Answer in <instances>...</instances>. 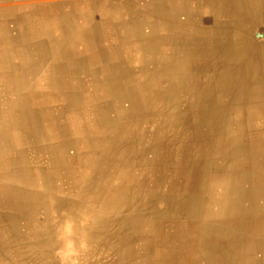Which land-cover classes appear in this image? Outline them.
Listing matches in <instances>:
<instances>
[{
	"label": "crops",
	"instance_id": "1",
	"mask_svg": "<svg viewBox=\"0 0 264 264\" xmlns=\"http://www.w3.org/2000/svg\"><path fill=\"white\" fill-rule=\"evenodd\" d=\"M263 89L264 0H0V264H74L73 245L99 254L78 264H134L138 242L151 226L165 225L151 214L146 220L154 223L139 227L131 220H144L136 204L114 209L91 203L92 189L106 201L107 188L131 180L134 157L146 167L159 160L175 165L165 159L171 152L165 133L154 139L156 128L174 120L181 131L214 130V123L220 133L231 104V118L248 126L239 131L235 125L236 135L248 129L247 142L264 148ZM218 103L227 108L212 117L199 113ZM250 105L258 106L257 114ZM185 138L181 143L190 148ZM70 147L76 149L72 165ZM241 159L233 163L243 167L235 173H252L256 181L253 204L245 193L237 205L253 206L257 215L264 212V162ZM176 165L185 184H170L157 195L168 189L182 198L184 192L204 197L206 180L188 173L180 160ZM106 166L116 169L109 179ZM60 170L84 184L62 191L56 185ZM104 179L108 183L97 186ZM144 179L147 185L124 192L136 198L140 190L155 192L148 187L153 178ZM199 182L201 191L193 186ZM240 183L251 188L245 176ZM155 204V210L163 208L158 199ZM42 211L48 220L38 219ZM178 212L195 219L201 238L217 237V248L257 241L256 254H244L239 264H264V234L253 236L242 216L236 226L231 216L208 212L193 219L181 207ZM195 255L193 264H213V251ZM216 263L233 264L231 254Z\"/></svg>",
	"mask_w": 264,
	"mask_h": 264
},
{
	"label": "bare ground",
	"instance_id": "2",
	"mask_svg": "<svg viewBox=\"0 0 264 264\" xmlns=\"http://www.w3.org/2000/svg\"><path fill=\"white\" fill-rule=\"evenodd\" d=\"M244 87H245L244 85H237L235 86V89L243 90L242 88ZM233 89H234V85L231 84L229 90H233ZM233 101H235V98L230 102V104ZM241 101H244V100H241ZM222 104L224 103L222 102ZM224 108H227V107L224 105H220V103H218V105H215V107L214 106L205 107L204 112L203 113L201 112V114H206L208 116L210 113V116L212 117V115L220 113ZM233 108L234 106L232 104L229 105L227 108L228 115L225 118V123H224L225 128L224 130L221 131L220 135L217 134L216 125L214 123L212 124L211 118L209 117L208 119H206V120H209V125L210 124L214 125L213 126L214 130L209 129V131L207 132L204 131L202 132V136L198 137V139L201 140L200 142L207 144L208 151L206 153L205 152L203 154L200 153L198 151L197 145L192 146L191 148L187 146L185 149L184 145L181 142H178L180 144L175 146L172 149L173 154L176 153V159L178 157L180 162L182 163V166H184L183 168L186 167L187 172L192 173V175L195 177H197L199 174L200 177H202L204 181L206 180V183L204 182V186H205L204 197L198 196L197 198H194L191 193L190 195H188L187 192H184L183 198H182V195L179 198H175L171 196L169 200V204H170L169 208L176 212V210L179 207H181V209H183V213L185 214L191 213L193 215L192 216L193 219L194 217H197V216L199 217H202V215L206 216L205 214H207L208 212L213 213L211 215H216L215 218L220 217V215L231 216L232 218L230 220H232L233 225H236V226H238L239 222L241 221V219H239L240 218L239 216H242V218L245 220V223L244 222L243 223L245 224L246 228L250 229L249 230L250 233L253 236L255 235L261 236V233L264 234V229L261 228V225L264 223V212H259L257 215H254L255 210H253L254 209L253 206L252 207L250 206L248 209L247 208L243 209L237 205L240 198H242L245 193H248V197L250 198L248 201L250 202V205L253 204V198L252 196L250 197L249 194H250V190H253L252 188H253V184H255L256 178H254L252 173L247 174L248 172H245V171H240V172L235 173V171H238V168H243V167H238L237 165H234L233 163L236 161L238 162L239 160H242L241 158L249 159L252 162H255L256 160L257 161L261 160L262 162H264V148H263V144L247 142L248 134H249L248 129H246V132H244L241 136L238 137L236 135L235 125L239 126L238 127L239 131L241 128L242 129H245L246 127L248 128V126L240 125L238 124L239 121L231 118V115L236 111ZM219 109L221 110L219 111ZM247 111L248 110L246 109L244 113H247ZM211 113L213 114L211 115ZM245 120L247 119L245 118ZM245 123H247V121ZM242 126H245V128H243ZM217 136H220V138H216ZM182 140L183 139H181L180 141ZM190 141L191 140H187V143L190 144L191 143ZM246 144H250V145H246ZM244 145L246 146L244 147ZM194 148L196 152L195 154L193 153ZM185 150L187 153L185 152ZM183 152H184V155H183ZM195 156L197 157V159L195 158ZM238 157L240 158L238 159ZM169 161L173 162V160H169ZM177 169H178V166L175 170L173 169L171 170L172 173L177 174ZM239 175L241 176V178L245 176L247 179H249L251 183L250 189H246L243 187V185L240 183L241 178L239 177ZM232 188H233V197L232 196L229 197L228 194H230V190ZM183 189H184V186H180V190H183ZM217 193L219 194L217 195ZM246 215L247 216L249 215V216L247 218H244L246 217ZM150 223H154V222H150L148 220L146 221V225L148 224L149 226ZM188 227H193L194 231L188 232ZM151 228H152L151 232L145 234L143 239L140 240V242H138L137 258L135 261H133L134 264H169L172 259L174 260L175 255H177V258L175 259L177 260L178 264H193L195 262L196 251L201 252V250H203L204 252L213 251V258H214L213 264H217L216 261L221 259L222 256L228 254V252L231 254V259H232L233 264H239L238 258L244 257L243 256L244 254L247 257L254 255L256 254V251H258L256 249V246H257L256 244H258L257 241H246L244 246L239 245L238 248L236 247L232 248L231 245L230 246L222 245L219 248H217L216 242H214V239L217 237L215 238H207L205 236H203L202 238L200 237V233H199L200 231H198L199 227H197V223L195 222V219L194 220L188 219V221L183 226L184 233H182L183 237L181 238L183 239V241L180 243H176L174 246L172 245L169 246L167 244L165 246L164 242H162L161 240V235L158 234L160 230L159 227L151 226ZM191 240H193V243H190ZM156 248H157L156 250L157 252H155ZM124 252L129 253L130 250H124Z\"/></svg>",
	"mask_w": 264,
	"mask_h": 264
},
{
	"label": "rangeland",
	"instance_id": "3",
	"mask_svg": "<svg viewBox=\"0 0 264 264\" xmlns=\"http://www.w3.org/2000/svg\"><path fill=\"white\" fill-rule=\"evenodd\" d=\"M192 104L195 105L196 103L193 102ZM220 110L221 109H219V111ZM250 110L252 111V113H256L257 114L258 113V106L257 105H254V107H253L252 105H250ZM199 113H201V111H199ZM176 122L174 120H172L171 123L166 122L165 124L159 125L156 128V131L157 132H156L155 138H154L155 140H159L160 139L159 136H161L162 134L165 133V139H166V142L165 143L166 144L167 143H170V149H171V152H169V153L166 154L165 159H167V160H173L175 162V165L169 163L166 166V164H165V167L167 168V169H165L163 163H161L162 161H156V162L150 163L149 167H146V166H143L142 163L141 164L140 163L137 164V162H138L137 161V158L134 157L132 160L136 159V161H132V165L133 166H132V171L130 172L131 177H132L131 178L132 181L131 180H128V181L127 180H123L122 181V185L120 187H118L116 190H115V188L114 189L111 188L110 191H109V189L107 188L106 193H107V197L108 198H107L106 201L105 200H102V199H98L96 197V195H94V193H93L94 192L93 191L94 189H92V196L89 199V200H91L90 201L91 203H95V204L96 203L98 204V203L106 202L108 204V206L111 205L114 209H117V208H119V207H121L123 205H126V206L131 205L132 206V205H135L136 204L138 213L140 215L143 213L144 220L143 221L142 220L135 221L134 217L131 220H133V223H137L139 227H140L141 224L146 223V221H147L146 219H149L151 217L150 215L153 214V216H156L157 217L156 219H158V221H157L158 224L165 225L164 228H162V227L160 228L159 233H158L159 235H161V240H162V242H164L165 246H166V244L169 245V246L170 245L174 246L176 243H180V242L183 241V239H181L183 237L182 236V233H184L183 232V226L188 221V218H186V216H183L181 214V212H178V209L175 212L174 210H172V209L169 208L170 204H169L168 199L166 198L168 196V194H166V193H168V191H169V193H171V196L172 197H175V198L176 197H179V196H176V194H174V192H171L172 190H168L167 189L166 193L164 192L165 193L164 196L163 195H160V196L157 195V192L162 191L161 190L162 188H165L166 186H169L170 184H171V186H174L177 183H178V185L179 184L184 185L185 182H186L184 176H182V175H179L178 176L177 174L175 175V174H172V172H171L172 169L175 170L177 168L176 162L179 160L178 157L176 159V153L173 154L172 149L175 146H177L178 144H180V143H178V142H181L180 139H182V138L183 139H186L185 137L187 136V137H189L188 140L189 139L191 140L190 141L191 142L190 144H192V146H195V144L196 145L198 144L197 145L198 146V151L200 153H202V154L204 152L206 153L208 151V146H207L206 143L200 142L201 140L198 139V137L202 136V132H204V131L207 132L210 129L209 126H206L205 127V125H204L202 128L181 131L183 129V127L180 124L176 123ZM179 126L181 128H179ZM216 128H217V126H216ZM216 132L219 135L221 134V132L219 133V131H217V129H216ZM216 138H220V136H217ZM75 152H76V149L73 148V147L67 148V150H66V154H67V157H68V162L71 165L73 164L72 158L74 157V153ZM193 153L194 154L196 153L195 152V148H194V152ZM171 156H173V157H171ZM43 157H44V159H43V162L42 163H43V166L45 168L48 165V163H47V156L46 155H43ZM195 158L197 159L196 156H195ZM107 166L104 168V170L102 172H103L104 177L107 178V179H109L108 176H110L111 173L112 174L115 173L116 172L115 171L116 169L114 167H110L107 170ZM162 167H163V169H162ZM123 171L125 172V169H123ZM66 173H67V171H65V170H60L59 171V176L60 177L57 180V184H56L59 187H63V188H61L62 191L71 192L72 190H75L76 188H78L77 186H82L84 184L85 181H83V180H81L80 183L77 184L75 181L72 180V175H70L69 173L67 175ZM136 173H138L139 175L136 174ZM182 173L185 174L186 171H184ZM162 174H164V175H162ZM147 176H150V177L152 176L153 180L151 182V179H149V182L151 184L148 187L149 188H154L155 189L154 190L155 192L151 191L147 195V194H144L145 192L144 193H141L142 191L140 190L139 191L138 198H136L137 196H135V197L132 196L133 195L132 193H130L129 195H127L124 192V191H126V187L136 186L135 185L136 183H138L140 185L143 182V183H145L147 185V180L146 179L143 180V178L144 177L146 178ZM104 181H107V183H108V180L104 179L97 186L104 184L105 183ZM159 182H160V184H159ZM199 183H197V184L194 183L193 186L195 187V189H198V190L201 191L202 186H201V183L200 184ZM140 187H141V185H140ZM145 189H146V186H145ZM44 193H46V192L44 191ZM102 193H105V189L102 191ZM199 194H200V192H199ZM218 194L219 193H217V195ZM61 197H64V198L67 197L68 198L69 196L68 195H64V196H61ZM201 197H203V196H201ZM155 199H156V201H155ZM157 199H158V202H159L160 206H162L163 208H158L157 210H155L154 206L156 205L155 203H157ZM179 215H180V217H179ZM146 217H148V218H146ZM38 219L44 220V221L48 220L47 217H46L45 211L44 212L42 211V213H40V215H38ZM229 221L233 224V221L232 220H229ZM22 230H23V232L26 231L25 229H22ZM62 230H63V233H64V232H66L67 229H64L63 228ZM193 231H194V228L193 227H188V232H193ZM61 233L62 232H60V229H59V234H61ZM190 243H193V240H191ZM73 246H75V247H73ZM73 246L70 248V255H71V260H72V262L74 264H78L80 262V260L82 259V257H86V256H89L90 257V256H92V253L93 252L90 253V249H86L85 250L84 248H81V247H78L77 248V245H73ZM111 248H112L111 250L114 253V251L116 250L115 249V246L112 245ZM156 250H157V248L155 249V252H157ZM93 254H95V256H93L91 258H94V259L98 260L99 259L98 251L97 250H94V253ZM175 258H177V255L174 256V260L172 259L169 264H178L177 263V260ZM118 262H122V261H118Z\"/></svg>",
	"mask_w": 264,
	"mask_h": 264
}]
</instances>
